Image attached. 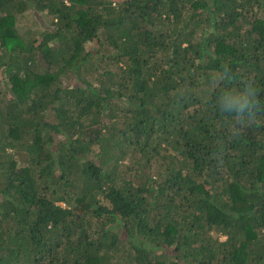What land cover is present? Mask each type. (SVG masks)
<instances>
[{
  "label": "trees",
  "instance_id": "obj_1",
  "mask_svg": "<svg viewBox=\"0 0 264 264\" xmlns=\"http://www.w3.org/2000/svg\"><path fill=\"white\" fill-rule=\"evenodd\" d=\"M0 264H264V0H0Z\"/></svg>",
  "mask_w": 264,
  "mask_h": 264
},
{
  "label": "clouds",
  "instance_id": "obj_2",
  "mask_svg": "<svg viewBox=\"0 0 264 264\" xmlns=\"http://www.w3.org/2000/svg\"><path fill=\"white\" fill-rule=\"evenodd\" d=\"M224 78L231 79L229 69L224 67ZM253 90V91H250ZM219 109L222 113H234V119L243 122L245 118L254 119L257 112L261 110L262 105L258 100V89L249 84L239 93L224 92L219 97Z\"/></svg>",
  "mask_w": 264,
  "mask_h": 264
},
{
  "label": "rangeland",
  "instance_id": "obj_3",
  "mask_svg": "<svg viewBox=\"0 0 264 264\" xmlns=\"http://www.w3.org/2000/svg\"><path fill=\"white\" fill-rule=\"evenodd\" d=\"M25 15V19H24V23L21 22V26H22V29L24 30L26 28V26H30V24H33L36 22V20H38L42 26H49L50 25V19H49V15L50 13H43L42 11L40 10H37L35 8H32V9H29L27 11ZM2 83L3 84H7L6 82V79L4 78L2 80ZM64 85H69V80L68 78L64 79ZM222 239H225L226 237L225 236H222L221 237Z\"/></svg>",
  "mask_w": 264,
  "mask_h": 264
}]
</instances>
